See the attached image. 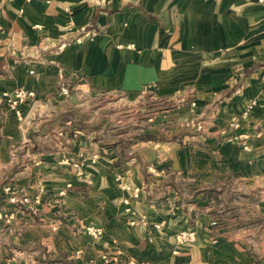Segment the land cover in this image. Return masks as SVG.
Returning <instances> with one entry per match:
<instances>
[{
    "label": "crops",
    "instance_id": "crops-1",
    "mask_svg": "<svg viewBox=\"0 0 264 264\" xmlns=\"http://www.w3.org/2000/svg\"><path fill=\"white\" fill-rule=\"evenodd\" d=\"M263 79L264 0H0V264L264 261ZM18 88L19 115L2 97ZM116 90L172 103L125 156L82 102ZM40 190L35 209L55 194L71 216L20 243L9 226L33 219L5 211ZM88 224L102 234L70 227Z\"/></svg>",
    "mask_w": 264,
    "mask_h": 264
},
{
    "label": "rangeland",
    "instance_id": "rangeland-1",
    "mask_svg": "<svg viewBox=\"0 0 264 264\" xmlns=\"http://www.w3.org/2000/svg\"><path fill=\"white\" fill-rule=\"evenodd\" d=\"M19 91L25 92L22 93L24 94L22 97H17L16 93ZM33 96L34 93L22 88L15 89L11 92H3L2 94V97L6 99L9 108L15 110L17 115H19L18 105L27 101L28 99L30 100L31 98H33ZM14 98L17 99L15 104H13L12 102ZM189 100L191 107H196L194 101H192V99ZM82 102L83 106H91L90 114L85 115V117L87 119L92 118L93 130H96L97 139H101V136L104 137L103 140L110 141L114 139V143L118 144L117 148L120 151L124 152V156L129 155L131 153L132 148L130 145L133 144V142H135L136 140H138V137L141 134V132H139V129H143L147 124H151L156 121L157 118H155L154 116L157 115V113L162 108H167L172 104L170 101L164 98H159L151 95L128 96L126 93H122V91L120 90H116L110 93L93 95V98L90 99V101L88 98H85L83 96ZM140 106H143L144 108L141 109ZM107 124L109 131L106 132L105 127L107 126ZM20 164L21 163H18V165ZM52 185L53 184H51V186ZM120 187L125 191H130V195L134 196L135 198L138 197V188H132L130 187V185L123 182L120 183ZM41 200H43V198L42 191L40 190L33 195V198L32 200H30V202L34 206L36 204H39ZM45 202L47 203V201ZM50 203L51 207L55 208L54 210H44L40 208L35 209L34 206L33 209H31L30 207L28 211H5L4 215H6L8 218H13L17 215V218L22 219V217L26 216V212H28L30 214L28 216L33 219V225H28L21 220V223H18L16 226H9L12 233L18 236V241L20 243L24 242L23 240H21L22 238L20 237L24 233H27L28 235H34L35 237H40L45 231L48 230L50 231V233L53 234L57 233V230L60 228L61 225H63V223H67L64 222V218L70 217L71 214L65 209V204L61 203V200H57V195L55 194H51ZM125 213L128 214L131 224L134 223L133 220H135V222L146 223V219L144 218V216H142L143 213H141L138 209L134 210L131 208H126ZM211 222L212 226L217 225V223L220 222V217L218 215L213 216ZM70 227L73 229V231L79 232L82 235L85 234L91 236L92 238L99 237L100 234H102L103 230L101 227L93 226L90 224L80 226L74 225ZM185 231H192L194 234L191 237H183L181 233ZM195 233L196 232L194 230L187 229L177 232L175 238L177 243L182 245L184 243H189L195 240ZM33 250L35 252L41 251L42 244L35 245ZM34 260L37 261V259ZM53 261L56 260H49V262ZM257 262V264H264V261H261L260 259H258ZM130 264H135V261L130 262Z\"/></svg>",
    "mask_w": 264,
    "mask_h": 264
},
{
    "label": "built area",
    "instance_id": "built-area-1",
    "mask_svg": "<svg viewBox=\"0 0 264 264\" xmlns=\"http://www.w3.org/2000/svg\"><path fill=\"white\" fill-rule=\"evenodd\" d=\"M258 1H263V0H258ZM38 25H36V27H37ZM83 36H86L85 34L84 35H80V36H78V37H76L75 39H74V41L76 42V43H80L81 42V39H82V37ZM92 36V34H90V36L89 37H91ZM261 84H262V86L264 87V79L262 80V82H261ZM22 93H25V92H23V91H19V92H17L16 94H17V97H22L24 94H22ZM16 101H17V99L16 98H14L13 99V104H15L16 103ZM192 105H193V103H192ZM230 126H232L233 128H236L237 127V123L236 122H231L230 123ZM193 232L192 231H185V232H182L181 233V235L183 236V237H185V236H189V237H191V236H193Z\"/></svg>",
    "mask_w": 264,
    "mask_h": 264
},
{
    "label": "trees",
    "instance_id": "trees-1",
    "mask_svg": "<svg viewBox=\"0 0 264 264\" xmlns=\"http://www.w3.org/2000/svg\"><path fill=\"white\" fill-rule=\"evenodd\" d=\"M141 137H149V138H152V136H150V135H145V136H141ZM138 138H140V136Z\"/></svg>",
    "mask_w": 264,
    "mask_h": 264
}]
</instances>
